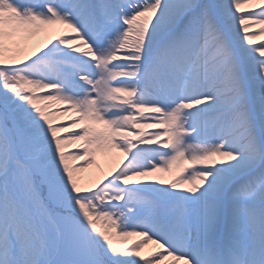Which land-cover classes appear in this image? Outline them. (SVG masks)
Wrapping results in <instances>:
<instances>
[{
  "label": "snow or ice",
  "instance_id": "snow-or-ice-1",
  "mask_svg": "<svg viewBox=\"0 0 264 264\" xmlns=\"http://www.w3.org/2000/svg\"><path fill=\"white\" fill-rule=\"evenodd\" d=\"M258 37L264 0H0V264H264Z\"/></svg>",
  "mask_w": 264,
  "mask_h": 264
},
{
  "label": "bare ground",
  "instance_id": "bare-ground-1",
  "mask_svg": "<svg viewBox=\"0 0 264 264\" xmlns=\"http://www.w3.org/2000/svg\"><path fill=\"white\" fill-rule=\"evenodd\" d=\"M258 39H264V37H258ZM147 251H148V249H145V252H147Z\"/></svg>",
  "mask_w": 264,
  "mask_h": 264
},
{
  "label": "rangeland",
  "instance_id": "rangeland-1",
  "mask_svg": "<svg viewBox=\"0 0 264 264\" xmlns=\"http://www.w3.org/2000/svg\"><path fill=\"white\" fill-rule=\"evenodd\" d=\"M85 175H87V172L85 173Z\"/></svg>",
  "mask_w": 264,
  "mask_h": 264
}]
</instances>
